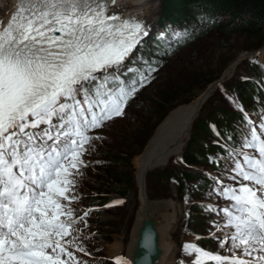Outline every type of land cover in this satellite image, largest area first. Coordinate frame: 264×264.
<instances>
[{
    "label": "snow or ice",
    "instance_id": "obj_1",
    "mask_svg": "<svg viewBox=\"0 0 264 264\" xmlns=\"http://www.w3.org/2000/svg\"><path fill=\"white\" fill-rule=\"evenodd\" d=\"M148 35L116 0H19L0 21V264H88L84 233L97 209L75 207L79 182L106 124L155 79L158 66L134 55ZM236 107L247 131L238 144L215 141L218 174L206 173L207 195L227 203L201 205L217 217L207 233L217 249L193 234L179 264H264V107L258 120Z\"/></svg>",
    "mask_w": 264,
    "mask_h": 264
},
{
    "label": "rangeland",
    "instance_id": "obj_2",
    "mask_svg": "<svg viewBox=\"0 0 264 264\" xmlns=\"http://www.w3.org/2000/svg\"><path fill=\"white\" fill-rule=\"evenodd\" d=\"M1 2L0 0V14L4 13L8 0ZM156 3L153 15L151 17L146 15V25L149 20L157 18V11L159 12L162 0ZM146 9H149L147 5ZM228 17L226 15L222 21H228ZM208 32L207 35L197 37L169 55L159 75L156 74L155 79L129 101L125 115L107 123L101 131L102 139L93 142L94 148L89 150L86 157L91 163L84 170V175L79 182L78 191L82 199L75 205L80 212L90 207L97 209L91 213L88 219L89 227L84 233L88 237L85 243L91 256L82 258L86 259L88 264H115V250L111 245L117 243L123 244L125 249L121 250V255L126 258L127 246L132 238L138 206L143 196L146 200H173L176 205L178 217L173 222V229L169 235V241L175 246L176 264H179L182 258L181 245L185 241L193 240V234L203 237L199 240L201 246L216 251L217 244L214 240L207 238V233L210 227L209 221L217 217L207 213L201 205L227 203L218 200L215 195H207L212 182L206 173L216 175L217 168L209 162L204 165H194L195 168L203 167L204 176L200 175L192 185L185 183L187 191L175 169H181L179 159L182 158L181 154L186 143L195 133V136L200 135L199 143L205 147L208 146V137L197 125L200 118L203 117L201 127L207 124L210 116H212L209 119L210 123L215 125V118L224 117L221 108L231 109V105L225 99L226 96L228 97L226 90L234 78H248V74L251 73L247 65L248 61L254 62L253 60L264 58V56L255 57L260 50L248 53L250 50H257L264 46V42L252 46L257 40L251 38L249 32L232 31L219 26ZM177 34L178 30H174L173 35L177 36ZM246 56L250 59L243 61L242 59ZM223 75L226 79L222 78ZM220 78L223 79L220 85L212 86L209 90L210 85ZM209 79L212 81L205 83ZM171 84L176 87V91L191 87L193 100L196 99L190 103H179L160 116L156 111L158 106L146 103V98L155 90ZM206 92L205 97L209 96L202 105L205 99L202 96ZM199 106H201L200 109ZM252 118L259 119L257 114L252 115ZM224 122L221 123V127H225ZM246 131L244 126L239 139ZM146 137L147 141L143 145L142 140ZM239 139L236 144L239 143ZM221 151L211 153L210 157ZM125 153L130 155V169L135 174V182L129 193L119 198L124 203L114 207L95 204L93 202L95 194L89 186L93 184V176L96 172L94 163L101 162L108 167H119L126 162L122 161L120 164L116 159ZM138 160L139 164L136 166L135 162ZM97 161L99 163H96ZM165 169L169 171H164ZM161 170L162 174L157 175L156 171ZM168 173L170 175H166ZM137 181L142 183L144 192L141 188L137 190Z\"/></svg>",
    "mask_w": 264,
    "mask_h": 264
},
{
    "label": "trees",
    "instance_id": "obj_3",
    "mask_svg": "<svg viewBox=\"0 0 264 264\" xmlns=\"http://www.w3.org/2000/svg\"><path fill=\"white\" fill-rule=\"evenodd\" d=\"M226 15H229V20L223 22L222 19ZM173 25L181 29L178 42L176 40H166L165 37L159 35V30H157L151 37L142 42L135 54L152 60L158 66L159 70L154 74L155 76L159 75L161 69L165 66L169 55L197 37L207 35L208 31L218 26L232 31L249 32L251 38L257 40L252 46L264 42V0H162L156 26L165 28L170 36ZM255 67L257 70H251L252 73L256 75L263 73L260 65L256 64ZM210 81L212 80L209 79L205 83L208 84ZM226 94L228 97L226 96L225 99L231 105V109L223 110L221 108V110L227 123L234 122L239 118L238 115L241 112L237 109L236 104L260 105L264 103V90L257 85L256 80L250 78H234L228 86ZM193 98L191 87H184L176 91V87L171 84L152 92L146 98V103L157 105L158 109H154L162 116L175 105L182 102L190 103ZM202 118H200L197 125L198 128L203 129V133L208 137L209 146L205 148L203 144H200V135L195 136L196 133L185 145L182 160L179 159L182 167L180 166L181 169H175L183 186L185 183L192 185L196 182L202 171L200 168H195L194 165L206 164L208 160L207 151L218 148L215 141L219 137L208 122L201 127ZM216 120H220V118ZM232 134L235 136V131ZM147 137L142 140L143 145L146 143ZM117 160L120 164L122 161L126 163L125 165L121 164L119 167H108L101 162L100 164L94 163L96 172L93 176V184L89 186L95 194V200L93 201L95 204L106 205L116 199L125 197L134 185L135 174L130 169V155L126 153L125 155H119ZM138 164L139 160L135 162L136 166ZM164 171L169 170L165 169ZM161 172L162 170L160 172L156 171L157 175L162 174ZM184 189H186L185 186Z\"/></svg>",
    "mask_w": 264,
    "mask_h": 264
},
{
    "label": "bare ground",
    "instance_id": "obj_4",
    "mask_svg": "<svg viewBox=\"0 0 264 264\" xmlns=\"http://www.w3.org/2000/svg\"><path fill=\"white\" fill-rule=\"evenodd\" d=\"M3 3L4 0H1ZM156 1L158 0H116V8L123 10L124 16H137L143 17L144 22L147 24V16L151 17L155 11L157 5ZM19 0H8V4L4 9V13L0 14V21L7 22L11 14L18 5ZM146 5L149 9H146ZM151 13V14H150ZM147 15V16H146ZM263 50H260L261 52ZM239 63V62H238ZM223 79H226L225 75L222 76ZM222 78L212 83L209 87V90L212 86H217L221 82ZM207 95V92L202 96L204 98ZM204 101V100H203ZM201 106H199L200 109ZM178 156V155H175ZM180 156V155H179ZM147 184V182L145 183ZM137 190L140 188L143 190V185L140 181L136 182ZM144 192V190L142 191ZM142 201L139 203L135 225L132 232V238L127 246V256L126 259L129 261V264H132L133 249L136 241L137 231L140 226L142 219L151 215L155 219L157 230L159 233V247L162 249L160 257L154 262V264H176L175 257V246L169 241L170 232L173 229V222L177 219L176 205L173 200H146V197L143 196ZM114 248V256H120L121 250L124 248L123 244L120 245L113 244L111 245ZM125 249V248H124Z\"/></svg>",
    "mask_w": 264,
    "mask_h": 264
},
{
    "label": "water",
    "instance_id": "obj_5",
    "mask_svg": "<svg viewBox=\"0 0 264 264\" xmlns=\"http://www.w3.org/2000/svg\"><path fill=\"white\" fill-rule=\"evenodd\" d=\"M208 96L205 97L202 105ZM159 236L154 217L151 215L145 216L137 231L132 264H154L162 252L158 244Z\"/></svg>",
    "mask_w": 264,
    "mask_h": 264
}]
</instances>
